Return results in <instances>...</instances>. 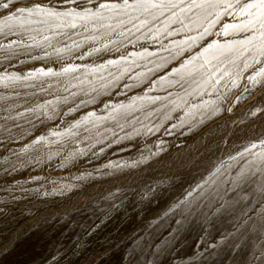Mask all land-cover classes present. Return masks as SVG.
<instances>
[{
    "label": "snow or ice",
    "instance_id": "obj_1",
    "mask_svg": "<svg viewBox=\"0 0 264 264\" xmlns=\"http://www.w3.org/2000/svg\"><path fill=\"white\" fill-rule=\"evenodd\" d=\"M0 8L5 10L0 13V38L6 41L0 43V56L8 64L20 48L41 49L43 54L32 55L33 61L59 62L58 68L35 67L20 74L2 71L0 84L7 88L20 81L51 79L63 84L54 99L37 107L47 119L69 118L65 130L54 128L51 136L88 142L66 154L72 159L87 156L96 144L105 142L107 133L113 137L109 146L155 136L161 130L173 135L187 128L191 133L205 123V116L221 111L220 105L204 100L205 96L227 99L219 86L240 87L237 81L242 78L264 86V0H29L25 6L2 0ZM21 27L31 43H25L24 33L18 31ZM54 36L62 38L61 46L52 43ZM71 58L91 63H74ZM134 89L139 91L129 95ZM40 90L47 91L42 85ZM157 91L163 95L153 94ZM61 105L66 110L58 111ZM90 106L92 110H87ZM257 112L264 113V107L251 115ZM105 121H113L114 127L101 130ZM78 129L87 135L81 139ZM214 131L201 156L185 166L186 172L173 178L157 176L150 182L141 177L140 186L131 188L135 216L126 213L125 218L138 223L128 236L132 241L128 264H176L173 253L193 226L200 230L203 247L215 251L223 246L221 251L235 253L233 264H264V135L257 137L259 144L249 142L242 150L233 140L230 147L235 154L225 149L224 159L218 155L220 144L229 142L221 137L214 143ZM46 140L42 135L32 144ZM163 143L160 140L159 151L148 154L137 143L139 159L130 165L104 167L120 168L124 180L135 179L123 169L150 167L163 151ZM257 148L261 150L253 151ZM103 175L112 177L113 173ZM103 198L112 201L105 219L125 207L119 187ZM53 264L59 260L54 258Z\"/></svg>",
    "mask_w": 264,
    "mask_h": 264
},
{
    "label": "rangeland",
    "instance_id": "obj_2",
    "mask_svg": "<svg viewBox=\"0 0 264 264\" xmlns=\"http://www.w3.org/2000/svg\"><path fill=\"white\" fill-rule=\"evenodd\" d=\"M16 2L19 6L29 4V0ZM43 2L49 3V0ZM4 11L0 8V13ZM30 26L41 27L37 24ZM18 31L24 33L25 43L32 42L24 27ZM46 34L53 35L51 32ZM218 39L223 42L225 38ZM61 40L60 36H54L52 43L59 47ZM3 42L6 41L0 38V43ZM47 51L51 52L52 49L48 48ZM17 53V56L11 57V64L0 56V61H4L0 72L7 70L20 74L35 67H59V62L54 60L48 63L33 61L32 55L43 54L39 48H20ZM71 59L74 63H91V60ZM20 60L27 63L21 64ZM237 82L240 85L237 88H232L230 83L227 89L223 85L219 86V92L226 95L227 99L223 96L204 97V100L220 105L221 111L210 118L205 116V123L198 125L191 133L187 128L173 135L161 130L155 136L140 137L132 143L124 141L122 145L113 143L110 146L108 141L113 137L107 133L103 144H96L87 156H77L75 159L66 154L74 148L86 147L88 142H70L66 136H51L54 128L64 131L69 118L56 116L47 119L45 113L37 107L45 100L54 99L62 91L63 84L55 79L46 82L20 81L7 88L0 84V96L3 97L0 99V264H53L54 258L59 260V264H128L130 257L127 256V250L132 247L128 236L138 221L126 219L125 214L128 217L135 216L132 204L135 194L131 188L140 186L139 178L150 182L157 176L173 178L176 173L186 172L185 166L189 161L199 158L204 152L212 130H215L214 143L221 137L229 142L220 144L222 151L218 155L224 159L227 158L223 151L225 149L235 154L230 147L233 140L240 150L249 142L259 144L257 137L264 135V127L253 138L241 139L235 137V134L247 123L257 121L264 124V113L251 115L256 108L264 107V86H254L246 78ZM128 83L133 81L129 80ZM41 85L47 91H41ZM245 87L248 91H244ZM138 91L134 89L129 95ZM153 94L163 95L159 91ZM119 99H123V96ZM66 107L61 105L58 111L66 110ZM87 110H92V107ZM97 111L100 114L99 109ZM196 119L199 120V114ZM103 127H114V122L105 121L101 130ZM77 131L81 133V139L87 135L83 129ZM42 135L47 137L46 142L32 144L34 139ZM160 140L164 141L163 151L151 162L150 167L142 166L133 171L123 169L125 175L135 179L124 180L120 168L104 167L109 163L124 165L127 162L130 165L134 159H139L135 146L137 143L148 154L159 151L157 145ZM29 144H32L30 148ZM102 147L104 152H100ZM24 148H28V151H23ZM260 150L257 148L253 151ZM93 152L98 155H93ZM106 172H112L113 176L103 175ZM117 187L122 189L125 207L112 211L111 218L105 219L112 201L103 197ZM139 207L137 204L136 209ZM208 231L215 236L213 228L209 227ZM185 235L186 239L173 253L176 264H181V257L183 264H233L235 253L221 251L223 246L215 251L203 247L198 227L193 226ZM255 240L253 236L252 241ZM188 251L193 254L186 255ZM210 252L212 255H209Z\"/></svg>",
    "mask_w": 264,
    "mask_h": 264
},
{
    "label": "bare ground",
    "instance_id": "obj_3",
    "mask_svg": "<svg viewBox=\"0 0 264 264\" xmlns=\"http://www.w3.org/2000/svg\"><path fill=\"white\" fill-rule=\"evenodd\" d=\"M263 127L264 124L261 122L254 121L252 123H247L243 126V128L237 130L235 137H239L241 139H245V137L253 138L263 130Z\"/></svg>",
    "mask_w": 264,
    "mask_h": 264
}]
</instances>
